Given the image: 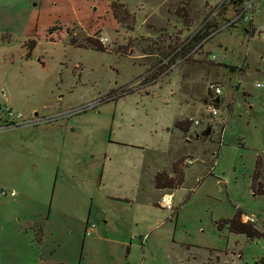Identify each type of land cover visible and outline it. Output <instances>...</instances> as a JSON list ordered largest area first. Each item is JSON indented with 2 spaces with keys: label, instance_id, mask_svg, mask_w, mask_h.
Masks as SVG:
<instances>
[{
  "label": "rangeland",
  "instance_id": "obj_1",
  "mask_svg": "<svg viewBox=\"0 0 264 264\" xmlns=\"http://www.w3.org/2000/svg\"><path fill=\"white\" fill-rule=\"evenodd\" d=\"M236 9L0 0V264H264V237L217 224L264 221V0L211 32Z\"/></svg>",
  "mask_w": 264,
  "mask_h": 264
},
{
  "label": "built area",
  "instance_id": "obj_2",
  "mask_svg": "<svg viewBox=\"0 0 264 264\" xmlns=\"http://www.w3.org/2000/svg\"><path fill=\"white\" fill-rule=\"evenodd\" d=\"M231 1H234L237 4V9H236L235 14L232 16L231 19H228L226 22H224V24H222L221 27L218 26L216 28H213L211 32L213 31L215 32V30H219L223 27L231 26L232 24H236L239 22L246 23L252 26L253 17H254V11H253L254 0H231ZM93 38L95 39L97 43L101 45H104L108 42V37L102 34L101 32L98 34H95ZM191 51H194V48ZM189 54L190 52H188L186 55H189ZM209 58L210 60H215L216 56L215 54H211ZM255 85L259 86L260 84L257 82ZM207 89L209 90V92L211 93L214 99L218 98V96L221 94V91H222L221 86L215 82H210L207 86ZM109 97H112V95H110ZM213 98L210 99L209 101L207 100L205 101L207 103L206 111L211 116H214L218 113V108L215 106L216 103L213 101L214 100ZM194 123H197V120H194ZM191 162H192L191 159L184 160V164H189ZM10 193L11 195L14 194L13 191H11ZM172 198H173L172 191L165 192L159 196L157 200V204H159L160 206L164 208L170 209L172 208ZM239 219L241 222L254 224L257 221V216L253 214H246V213L239 212ZM94 228H95L94 224L87 223L85 227V233L89 234Z\"/></svg>",
  "mask_w": 264,
  "mask_h": 264
},
{
  "label": "trees",
  "instance_id": "obj_3",
  "mask_svg": "<svg viewBox=\"0 0 264 264\" xmlns=\"http://www.w3.org/2000/svg\"><path fill=\"white\" fill-rule=\"evenodd\" d=\"M213 26L216 28L217 24H215V25L213 24ZM206 34H208V33H206ZM94 45L96 46V48L98 50H103L101 44L97 43ZM117 96L118 95L109 97L107 100L115 99V98H117ZM174 125H176L177 127H180L182 130L187 129L185 124H182L181 121L175 122ZM177 173H180V172H177ZM179 175H181V174H179ZM163 178H165V174L162 172H157V174L155 175L156 187L162 183V181L164 180ZM180 178H181V176H179V179ZM253 180H254V174L252 176V181ZM167 181H168L169 185L171 186L172 178L167 179ZM181 182H182V179L179 180L178 184H180ZM217 224H218V227H220V228L223 225H226L227 228L229 229V231H231L233 233L243 234L249 239H253V238H257V237H264V221L260 227H257V226H255V224H252V223L241 222L239 219V212H236L230 218L222 219Z\"/></svg>",
  "mask_w": 264,
  "mask_h": 264
},
{
  "label": "crops",
  "instance_id": "obj_4",
  "mask_svg": "<svg viewBox=\"0 0 264 264\" xmlns=\"http://www.w3.org/2000/svg\"><path fill=\"white\" fill-rule=\"evenodd\" d=\"M174 173L176 174L177 171H174ZM174 173H173V175H174ZM173 175L169 174V173H165V178H163L164 180L162 181V183L157 187H156V185H154L156 193H157V198H159V196L165 192H171V191L173 192V190H171V189L168 190L170 188V185L167 181V179L172 178ZM116 199H124V198L123 197H117ZM157 200L158 199H156V203H157Z\"/></svg>",
  "mask_w": 264,
  "mask_h": 264
},
{
  "label": "water",
  "instance_id": "obj_5",
  "mask_svg": "<svg viewBox=\"0 0 264 264\" xmlns=\"http://www.w3.org/2000/svg\"><path fill=\"white\" fill-rule=\"evenodd\" d=\"M217 101H218V98H216V99L214 100V102H217ZM204 132H205V134H208V133H209V129L206 128Z\"/></svg>",
  "mask_w": 264,
  "mask_h": 264
}]
</instances>
